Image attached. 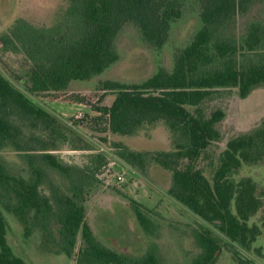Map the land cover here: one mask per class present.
I'll return each mask as SVG.
<instances>
[{
	"label": "trees",
	"instance_id": "1",
	"mask_svg": "<svg viewBox=\"0 0 264 264\" xmlns=\"http://www.w3.org/2000/svg\"><path fill=\"white\" fill-rule=\"evenodd\" d=\"M52 24L36 27L16 20L0 36L1 51L19 54L29 64L21 78L30 96L65 91L71 82H86L118 60L115 40L131 24L142 41L156 50L166 43L171 24L182 15L187 0H62ZM264 0H198L201 29L190 45L174 58L171 71L158 69L141 84L104 82L114 92L108 115L109 132L136 137L147 126L161 124L169 134L170 151L138 152L115 144L119 159L146 173L154 164L170 174L167 195L210 226L232 248L250 250L260 235L249 219L261 208L260 197L249 180L227 181L241 165L264 160V119L252 130L230 138L219 155L210 183L195 163L201 153L221 140L219 109L206 113L205 105L219 91L236 89L246 98L264 86V17L250 20L241 33L239 17ZM61 124L34 105L0 73V151L11 149L24 167L16 174L0 160V264H24L7 245V223L2 211L12 214L25 238L40 236L39 250L72 257L75 264H161L154 251L132 258L101 244L85 223L84 203L91 193L99 155L90 157L94 170L64 164L51 152L66 141ZM88 150L87 144L72 147ZM137 224L151 235V223L132 207ZM199 254L190 264H215L221 246L209 230H193Z\"/></svg>",
	"mask_w": 264,
	"mask_h": 264
},
{
	"label": "rangeland",
	"instance_id": "2",
	"mask_svg": "<svg viewBox=\"0 0 264 264\" xmlns=\"http://www.w3.org/2000/svg\"><path fill=\"white\" fill-rule=\"evenodd\" d=\"M63 7L62 0H0V36L16 21L24 20L36 27H47ZM264 17V5L257 4L252 10L238 18L237 31L241 33L246 23ZM201 29L198 0H187L181 17L170 26L169 36L161 49L145 44L136 27L125 25L115 40L117 62L100 75L86 82H71L65 91L30 96L24 89L23 73L29 64L22 55L4 53L0 44V73L11 84L24 93L37 107L42 108L61 124L60 133L66 141H57V150L51 154L64 164L78 168L91 164L90 157L99 155L103 160L94 175L97 183L84 203L85 223L97 240L107 248L132 258H141L154 251L161 264H190L198 254L192 238L193 230L206 229L215 238L221 250L215 264H237L228 241L210 226L203 224L191 212L167 195L170 174L151 164L147 172L137 168L138 178L131 173L126 182L117 185L111 173L102 168L106 158L98 149L111 148L116 155L115 144H123L138 152L170 151L169 134L161 124L145 127L136 137H118L109 132V118L102 109L109 107L114 92L101 88L104 82L124 85L141 84L158 69L171 71L175 56L188 47L195 34ZM207 111L219 109L225 113L218 124L221 140L211 144L201 153L195 165L205 178L212 183L218 167L219 155L227 141L256 127L264 119V86L252 90L246 98H240L236 89L219 91L215 99L205 105ZM80 113L82 116L77 118ZM87 144L88 150H74ZM0 160L10 166L16 174H21L23 166L19 155L11 149L0 151ZM110 181L105 187L104 180ZM249 180L255 187V195L260 197L262 208L252 216L247 225H255L260 235L252 243L250 250L237 249L242 264H264V160L255 165H241L230 174L227 181L237 185ZM136 182V186L132 181ZM138 207L150 221L152 234H146L137 224L132 207ZM7 223L5 239L13 254L24 264H75L80 239L77 238L72 257L63 253H46L39 250L40 236L33 232L25 238L22 226L10 213L2 211Z\"/></svg>",
	"mask_w": 264,
	"mask_h": 264
},
{
	"label": "built area",
	"instance_id": "3",
	"mask_svg": "<svg viewBox=\"0 0 264 264\" xmlns=\"http://www.w3.org/2000/svg\"><path fill=\"white\" fill-rule=\"evenodd\" d=\"M81 116L82 115L78 113L76 117L80 118ZM97 152H99L103 155V157L106 158V164H104L102 168L106 171V173H111V176L113 177L117 185L124 184L126 182V175L129 173H131L130 175H132L134 179L138 178L137 170L133 169L127 163L115 156L112 153L111 148H106L105 150L100 147ZM103 182L105 184V187L110 184V181H108L107 179ZM132 184L136 186V182L134 180L132 181Z\"/></svg>",
	"mask_w": 264,
	"mask_h": 264
}]
</instances>
